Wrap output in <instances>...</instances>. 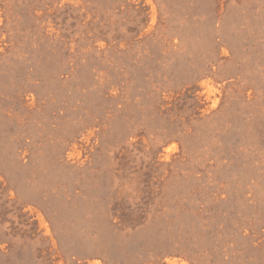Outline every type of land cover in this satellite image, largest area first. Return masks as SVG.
I'll return each instance as SVG.
<instances>
[{
    "label": "rangeland",
    "instance_id": "374dc122",
    "mask_svg": "<svg viewBox=\"0 0 264 264\" xmlns=\"http://www.w3.org/2000/svg\"><path fill=\"white\" fill-rule=\"evenodd\" d=\"M0 264H264V0H0Z\"/></svg>",
    "mask_w": 264,
    "mask_h": 264
}]
</instances>
